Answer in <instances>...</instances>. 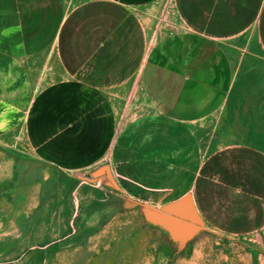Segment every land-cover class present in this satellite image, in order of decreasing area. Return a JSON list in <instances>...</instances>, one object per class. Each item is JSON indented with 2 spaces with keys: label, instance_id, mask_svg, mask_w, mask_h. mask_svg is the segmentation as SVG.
Listing matches in <instances>:
<instances>
[{
  "label": "crops",
  "instance_id": "crops-1",
  "mask_svg": "<svg viewBox=\"0 0 264 264\" xmlns=\"http://www.w3.org/2000/svg\"><path fill=\"white\" fill-rule=\"evenodd\" d=\"M0 133L138 202L188 197L202 226L264 230V0H0Z\"/></svg>",
  "mask_w": 264,
  "mask_h": 264
},
{
  "label": "rangeland",
  "instance_id": "rangeland-1",
  "mask_svg": "<svg viewBox=\"0 0 264 264\" xmlns=\"http://www.w3.org/2000/svg\"><path fill=\"white\" fill-rule=\"evenodd\" d=\"M19 139L0 133V264H264V230L185 221L187 208L138 202L101 172L22 157Z\"/></svg>",
  "mask_w": 264,
  "mask_h": 264
},
{
  "label": "water",
  "instance_id": "water-1",
  "mask_svg": "<svg viewBox=\"0 0 264 264\" xmlns=\"http://www.w3.org/2000/svg\"><path fill=\"white\" fill-rule=\"evenodd\" d=\"M102 170H104V169H99L96 173H100V172L102 173ZM106 174L108 175V177H110L107 171H106ZM164 207L172 213L173 212H183V209L187 208V210H189V213L191 214V217L186 218V219L184 217H182V219L185 221H190V222L192 221V223L194 222V223L201 224V222L198 220V218L196 216V213L192 209V205H191L188 197H183V198H181V199H179L173 203L166 204Z\"/></svg>",
  "mask_w": 264,
  "mask_h": 264
}]
</instances>
